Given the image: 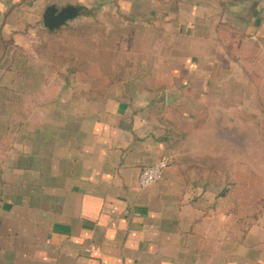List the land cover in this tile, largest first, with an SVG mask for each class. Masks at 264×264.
I'll return each mask as SVG.
<instances>
[{"label": "crops", "instance_id": "crops-1", "mask_svg": "<svg viewBox=\"0 0 264 264\" xmlns=\"http://www.w3.org/2000/svg\"><path fill=\"white\" fill-rule=\"evenodd\" d=\"M263 117L264 0H0V264H264Z\"/></svg>", "mask_w": 264, "mask_h": 264}, {"label": "water", "instance_id": "water-1", "mask_svg": "<svg viewBox=\"0 0 264 264\" xmlns=\"http://www.w3.org/2000/svg\"><path fill=\"white\" fill-rule=\"evenodd\" d=\"M78 14L79 9L75 7H67L59 11L55 6H50L44 15V26L50 31L57 30Z\"/></svg>", "mask_w": 264, "mask_h": 264}, {"label": "built area", "instance_id": "built-area-1", "mask_svg": "<svg viewBox=\"0 0 264 264\" xmlns=\"http://www.w3.org/2000/svg\"><path fill=\"white\" fill-rule=\"evenodd\" d=\"M166 167V161H160L154 165L144 167L139 176V187L141 189H148L156 184L161 179Z\"/></svg>", "mask_w": 264, "mask_h": 264}, {"label": "rangeland", "instance_id": "rangeland-1", "mask_svg": "<svg viewBox=\"0 0 264 264\" xmlns=\"http://www.w3.org/2000/svg\"><path fill=\"white\" fill-rule=\"evenodd\" d=\"M65 30V29H64ZM76 52H78L77 50H73V53H76ZM84 54V51H82V52H78L77 54ZM92 52H89V54H91ZM99 52H93L92 53V55H91V57L92 56H94V57H96V55L98 54ZM105 53V56L107 57V58H111V52H107V51H105L104 52ZM74 55V54H73ZM264 118V117H263ZM248 134H249V136H248V139H249V142H252V144H250L249 145V150H252L253 151V154L256 156V154L257 155H259V148H260V146H259V142H258V139L260 138V137H263V139H264V129L263 130H261V131H257V132H255V131H251L250 129H249V132H248ZM257 141V142H256ZM254 142H256V143H254Z\"/></svg>", "mask_w": 264, "mask_h": 264}]
</instances>
